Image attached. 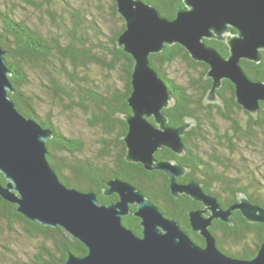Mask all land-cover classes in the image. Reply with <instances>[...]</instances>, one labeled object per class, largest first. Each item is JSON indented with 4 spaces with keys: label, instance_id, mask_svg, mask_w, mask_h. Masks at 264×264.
<instances>
[{
    "label": "trees",
    "instance_id": "16d2710c",
    "mask_svg": "<svg viewBox=\"0 0 264 264\" xmlns=\"http://www.w3.org/2000/svg\"><path fill=\"white\" fill-rule=\"evenodd\" d=\"M38 1V5L27 3L48 16L50 31L32 28L26 21L18 19L12 10L0 6V48L5 51L4 58L12 73L9 80L13 92L9 97L18 112L53 133L46 143L51 168L66 187L81 192L93 191L98 202L104 204L118 200L116 194H103L109 180L118 178L132 184L166 218L178 222L195 244L203 247L204 239L193 232L188 217V212L201 208V204L184 194L178 199L173 198L169 180L163 172H149L142 164L128 163L124 159L126 146L122 137L128 126L120 116L130 113L127 99L132 91L133 60L117 47L125 24L117 13L115 0H81L86 2L82 11L70 6L66 0ZM142 1L156 6L161 15L170 19L185 8L183 0ZM53 4L60 5L68 13L69 21L52 10ZM232 32L236 33L235 30ZM205 43L228 57L229 49L224 42L205 40ZM260 54L259 63L242 60L240 64L252 81L264 82V52ZM149 61L174 95L173 105L164 110L168 124L178 126L187 119L196 122L182 138L186 148L184 155L178 156L168 148H162L155 154L156 159L176 160L185 166L188 171L177 179L178 182H201L203 190L215 196L224 209L237 202L239 193H245L264 208V184L260 190L253 184L254 190L249 192L238 179L227 174L225 159L217 153L227 146L219 135L208 152L200 153L193 144L195 140L205 142L208 139L205 135L208 123L216 129L211 119L214 114L231 123L236 135L242 129L245 130L243 137L255 139L264 135V102H260L257 116H252L236 103L234 86L224 80L218 90L223 107L205 104V95L212 84L206 78L208 66L192 60L179 44L166 46L161 53L151 55ZM175 64L183 68L184 84L168 76L169 69ZM94 69L100 71L99 76L94 74ZM236 111L246 116L244 127L232 116ZM78 113L87 126L97 132L93 146H87L81 136L66 135L61 130V125L66 123L57 122L59 117L70 119ZM230 148L233 152L232 144ZM0 182L6 183L2 174ZM130 209L134 212L136 206ZM231 222L233 224L229 225L215 220L209 228L218 249L229 257L251 259L264 240V224L249 223L237 210L232 212ZM122 224L136 235L141 234L139 220L133 214L123 217ZM0 226L36 242L35 251L23 260L0 240L3 249H0V264H65L69 253L75 256L88 253L84 244L62 228L31 222L15 211V205L1 197Z\"/></svg>",
    "mask_w": 264,
    "mask_h": 264
},
{
    "label": "water",
    "instance_id": "95a60500",
    "mask_svg": "<svg viewBox=\"0 0 264 264\" xmlns=\"http://www.w3.org/2000/svg\"><path fill=\"white\" fill-rule=\"evenodd\" d=\"M117 13L125 28L117 47L133 60L132 91L127 99L130 113L120 116L128 126L122 137L124 159L142 164L144 169L163 172L169 180L171 196L187 195L201 203L188 212L193 232L205 245L195 244L178 222L166 218L159 208L135 186L113 178L103 190L116 194L114 203H99L95 192L66 187L47 161L46 143L53 133L18 112L10 99L12 75L0 48V197L15 205V211L41 226L62 228L87 248L84 256L67 255L65 264H264V240L254 257L237 259L223 254L210 232L213 221L232 225L237 210L249 223L264 224V208L245 193L237 203L223 209L217 198L207 194L202 184L177 181L188 169L176 160H158L155 154L168 148L175 155L186 152L182 138L196 125L192 119L170 126L165 109L174 103L166 82L151 67L149 57L166 46L181 45L195 62L208 66L206 78L212 81L205 104L223 107L218 95L224 80L235 88L236 103L257 116L264 102V82L252 81L241 61L259 63L264 52V0H183L184 9L175 18L160 14L157 7L142 0H115ZM235 30L236 33H233ZM205 40L224 42L228 57H223ZM153 119V122L150 120ZM136 206L134 212L130 207ZM133 214L141 234L122 224Z\"/></svg>",
    "mask_w": 264,
    "mask_h": 264
},
{
    "label": "rangeland",
    "instance_id": "374dc122",
    "mask_svg": "<svg viewBox=\"0 0 264 264\" xmlns=\"http://www.w3.org/2000/svg\"><path fill=\"white\" fill-rule=\"evenodd\" d=\"M66 1L73 8H80L81 11L86 7V2L81 0ZM27 2L33 5H38L39 3L38 0H0V6L9 11L12 10L18 19L26 21L30 27L45 32L50 31L51 20L48 16L34 9L31 4ZM52 10L69 21L68 13L66 14L60 5L53 4ZM94 74L99 76L100 71L94 69ZM168 76L184 84L183 68L180 64L173 65L172 68L169 69ZM233 115L240 125L243 126L246 116L242 112H235ZM211 119L214 121L213 123L215 124L214 127L216 130L209 123L206 125L205 128L207 131H205V135L208 139H206L205 142L202 140H195L193 142V144L197 146L198 151L200 153L208 152L210 146L216 144L214 140L216 141L217 135H219V137L222 138L221 141L228 145L225 149L220 148L217 152L225 159L223 161L228 166L226 171L227 174L238 179L239 184L245 186L249 192H252V189L254 190L253 184L255 186L258 185L257 188L259 190L262 189L264 184V135H259L255 139L248 137L238 139L233 134L231 123L226 122L217 114H214ZM57 122L66 123L63 126L61 125V130L66 135L74 137L81 136L87 146L90 147L94 145L97 132L87 126L80 113H78L76 117L70 119L67 118V116L59 117ZM227 138L233 141V152H231V145L227 143ZM262 198L264 199V196ZM0 240L3 241L17 257L23 260H26L27 256H31L35 251V241L28 240L21 234L10 233L6 227L0 226ZM230 248L235 249L232 246H230Z\"/></svg>",
    "mask_w": 264,
    "mask_h": 264
},
{
    "label": "flooded vegetation",
    "instance_id": "af4514ba",
    "mask_svg": "<svg viewBox=\"0 0 264 264\" xmlns=\"http://www.w3.org/2000/svg\"><path fill=\"white\" fill-rule=\"evenodd\" d=\"M243 109V108H242ZM244 110V109H243ZM245 112H247L246 110H244ZM236 112H241V111H236ZM243 113V112H242ZM248 113V112H247ZM235 114V113H234ZM232 116H234V115H232ZM223 119V118H222ZM231 127H232V125H231ZM242 127H244V125L242 126ZM216 130V129H215ZM232 131H233V129H232ZM244 129H242L241 130V132H240V134L239 135H236L235 133H234V131H233V134H234V136L235 137H237L238 139H242L243 138V136H244ZM215 135H217V134H215ZM240 137V138H239ZM221 140V139H220ZM230 140V141H229ZM232 141V139H229V138H227V143L229 144V145H233V142H231ZM214 142H215V140H214ZM223 142V141H222ZM224 143V142H223ZM225 144V143H224ZM225 146V145H224ZM226 146H228V145H226ZM179 178V177H178ZM178 181V180H177ZM199 182V181H198ZM201 183V182H200ZM185 184V183H184ZM202 184V183H201ZM203 185V184H202ZM240 194V193H239ZM211 195V194H210ZM237 201H238V199H237ZM237 203V202H236ZM201 204V203H200ZM220 204V203H219ZM235 204V203H234ZM233 205V204H232ZM201 206H203L202 204H201ZM221 206V205H220ZM224 209V208H223Z\"/></svg>",
    "mask_w": 264,
    "mask_h": 264
}]
</instances>
